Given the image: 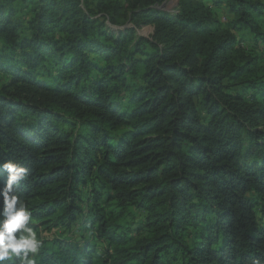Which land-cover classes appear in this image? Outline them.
<instances>
[{
	"label": "trees",
	"instance_id": "16d2710c",
	"mask_svg": "<svg viewBox=\"0 0 264 264\" xmlns=\"http://www.w3.org/2000/svg\"><path fill=\"white\" fill-rule=\"evenodd\" d=\"M163 1L0 0V163L29 170L38 264H264L263 59ZM221 2L264 43L256 3ZM78 216L89 238L56 235Z\"/></svg>",
	"mask_w": 264,
	"mask_h": 264
},
{
	"label": "clouds",
	"instance_id": "9594fccd",
	"mask_svg": "<svg viewBox=\"0 0 264 264\" xmlns=\"http://www.w3.org/2000/svg\"><path fill=\"white\" fill-rule=\"evenodd\" d=\"M7 174L0 187V264H38L43 241L32 226L33 211L19 193L28 168L14 160L0 163Z\"/></svg>",
	"mask_w": 264,
	"mask_h": 264
},
{
	"label": "rangeland",
	"instance_id": "374dc122",
	"mask_svg": "<svg viewBox=\"0 0 264 264\" xmlns=\"http://www.w3.org/2000/svg\"><path fill=\"white\" fill-rule=\"evenodd\" d=\"M111 1H117L119 2L123 7L127 8L128 5L130 4L131 0H111ZM146 1V0H144ZM185 1V0H184ZM193 4H203L204 6L209 7L212 17L215 18L216 20L220 21L221 26L223 29H228L230 33L235 37L236 44L246 50L247 53H253L256 56H260L263 59V62L259 65L261 66V69L256 68V71L258 72H264V43L261 41L255 42L253 37L251 36V32H249L245 27L243 26H238V27H229V23L231 21L230 16L227 13V3L226 2H221V3H216V0H192ZM253 3L257 4V8L261 11V14L257 15L256 20L258 21V26L260 28V32H264V0H250ZM81 8L85 11L87 15H92L90 14L91 11L88 9H91L94 4L96 3V0H80ZM180 0H165L163 1L160 5L156 6L157 9L164 10L169 13H175L176 12V6H178ZM88 4V8H87ZM131 13L128 11L127 16L129 17ZM93 18H102V15H95L92 16ZM23 18H27L26 15H23ZM123 20V19H121ZM105 25L109 27L110 29L113 30H119L123 29L124 27H131L132 22L130 20H125L124 26L121 27H116L115 25L110 24L107 21H104ZM152 27L151 26H144L141 29L137 30V33L142 36H150L152 33ZM6 82L5 78L0 75V87ZM241 87L234 86L231 91L228 92H233L235 90H239ZM198 111L205 115V111L202 109L201 105H198ZM82 190V202L80 203L81 209H85V200L88 197L87 194V189L83 188ZM258 211V209H257ZM257 216L260 218L261 215L260 213L257 212ZM81 219L78 216L77 221L69 228L68 230H59L56 235H59L63 239L67 240H74L78 241L81 236L84 238H89V233L87 232L86 229H84L80 225ZM51 233H46L42 232L41 237H46L50 236Z\"/></svg>",
	"mask_w": 264,
	"mask_h": 264
}]
</instances>
